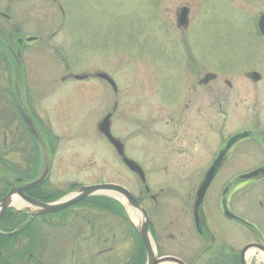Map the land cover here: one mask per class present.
<instances>
[{"label": "rangeland", "instance_id": "374dc122", "mask_svg": "<svg viewBox=\"0 0 264 264\" xmlns=\"http://www.w3.org/2000/svg\"><path fill=\"white\" fill-rule=\"evenodd\" d=\"M182 6L190 8L188 29L176 25L175 11ZM260 9L264 0H1L0 12L8 11L11 19L0 16V28H18L7 46L15 50L24 45L16 63L0 39V112L14 113L21 102L46 141L41 147L14 115L5 123L2 113L0 158L6 170L0 173L11 180L21 176L26 183L38 178L47 164L44 185L29 190L38 197L53 195V202L80 186L101 183L120 184L140 196L145 192L142 179L100 130L107 113L113 112V132L125 142L126 155L143 166L146 185L156 194L166 189L158 206L144 199L153 215L154 242L163 254L180 253L170 235L175 231L172 222L184 208L180 214L191 227L184 235L198 239L193 204L203 203L204 198L198 204V187L221 144L255 124V110H260L264 125V38L257 37L254 26L251 32L246 26L251 21L246 11ZM30 37L38 40L28 41ZM250 69L260 71V82L247 77ZM205 71L211 76L205 78ZM185 110H207V126L203 133L193 130L197 145L189 154L181 152L184 128L177 126L176 147L164 145L159 137L175 133L165 127L169 113L180 117ZM250 148L255 149V142H238L233 150L242 156L226 161L210 188L212 232L235 250L250 244L252 233L224 217L218 197L224 183L255 166ZM3 180L7 184L0 179V194L5 195L10 184ZM245 191L255 197V186L241 193ZM118 202L124 210L120 215L108 208L71 209L63 215L30 216L32 223L19 226V231L26 218L16 205L8 208L0 219V264L132 263L141 250L134 229L138 221L122 198ZM247 204L249 200L242 201L243 213ZM247 213L251 224L256 220L264 225V215L255 216V201ZM5 218L21 221L4 227ZM187 238L178 241L185 244ZM246 260L264 264L255 249L247 252Z\"/></svg>", "mask_w": 264, "mask_h": 264}, {"label": "flooded vegetation", "instance_id": "af4514ba", "mask_svg": "<svg viewBox=\"0 0 264 264\" xmlns=\"http://www.w3.org/2000/svg\"><path fill=\"white\" fill-rule=\"evenodd\" d=\"M11 1H14V0H11ZM248 2H253V0H248ZM240 5L242 6V3H240ZM184 8L188 9V13H187L188 16L186 17L185 21H182L181 20V14H182ZM62 12L65 13L64 11H62ZM246 12H248V14L250 15L249 18L251 19V21H249V24H246V26L249 27L250 32H251V27L254 26L255 27L254 31L258 33V36L256 33H255V35L257 37L264 38V33L261 31V27H260V19L262 16H264V9H260V10H256V11L255 10H247ZM8 13H9L8 11L0 12V16L7 19V20H10L11 16ZM175 15H176L175 20H176L177 26H183V28H186V29H188L190 27V24H191V20L189 17L190 8L188 6H182V8H178L175 11ZM179 28H181V27H179ZM12 29L18 30L17 27H13V28H4V27L2 28L1 27L0 28V39H7L8 36L11 35L12 33L17 34L15 32V30L13 31ZM59 31L60 30H56L55 33L59 32ZM37 40H38V38L35 41H37ZM20 45H21L20 48H17L15 50H14V48L9 47L12 56L15 57L16 63L21 62L22 56H19V51L22 52V47L24 45V41ZM255 73L259 74V79H255L253 77V76H255L254 75ZM205 74H206L204 76L205 78L211 76L209 71H207V72L205 71ZM246 75L250 79L255 80L256 83L260 82L262 80V74L260 73V71H257V70L250 69ZM198 108H199V106H198ZM26 110H27V108H26ZM27 112L30 115L29 110H27ZM186 112H188V113H186ZM259 112H260V110H255V124H253L249 127L242 128L243 129L242 132H240V133L238 132V134L236 136H234V138H231V139L228 138V140L223 142L221 144V148L218 149L215 158L209 164L210 168L209 167L208 168L210 170L213 168L215 169L214 180L211 182L210 186L207 189L203 203L201 205H199L198 207L196 205V202L193 204V209H194V211H193V229H195V232L198 234V239L192 241V240H190V238H187L188 235L186 236V234L189 233V231L191 230L190 229L191 227L189 228L188 226H185V224H184L185 220L182 217L183 215L180 214L184 209V208H182L181 212H177V215L175 216L177 218V221L172 222V224L176 222V224H173V227H172V229L175 230L174 233H176V234H174V233L170 234L172 236L171 237L172 241L176 243V245L178 246V248L180 250V253L163 254L161 252V247L157 246V244H156L157 251H158V254L160 256H165V255L175 256V257L183 260L185 262V264H198L199 261H201L203 264H242V249L235 250L234 247L231 246L229 243L222 242L221 240H219V238H217V235L212 232V230H213L212 224H211L212 220L209 219L211 206L208 202H211L212 200H214V197L210 193V188L213 185V183H214L217 175L219 174L221 168L223 167V164L226 161H229V159H231V158L240 159V157L242 156L241 152L237 150L238 152L236 151V153H234L233 148L236 147L238 142L243 143L246 141L250 142L251 144L253 142H255V149L250 148V151H249V154L251 157L255 156V166L249 168L244 173H240V174L234 176V178L232 177L230 180H228L226 183H224L220 189V192H219L218 202H219L220 210H221L222 214L224 215V217H226L235 226L248 229L252 233V240L250 241L251 243H259V244L264 246V225H262L260 222H257L256 220H255V224H251L246 218V216H247L246 214H248L247 212H249V206H251L253 204V201H255V216H259L260 212H261V215H264V125L261 123ZM2 113H3V117H6L5 123L8 122L11 115L12 116L14 115L15 120L16 121L19 120L20 123L22 122L24 124L23 127L26 129V131L28 133H29V131L31 132L28 124L25 122V120H24V118L20 112V108H19L18 104L15 107L14 113H7L4 111V112H0V116L2 115ZM109 113L111 114V131H112L113 135L115 137H117L113 132V125H112V119L114 117V113L108 112L107 114H109ZM206 113H207V110H185L184 115L178 117L175 113L170 112L169 113L170 115L167 116L169 118H167L165 121V124H166L165 127L169 130V132L174 130L175 133L174 134L170 133L168 137L164 136V138L161 135V133H159L160 141H164V143H165L164 145L170 144V145H172V147H176L177 141H178V134L176 131H177V126H178L179 129L184 128L185 131H187L185 136L181 138L186 143L185 146H183V148L181 149V152H183L184 154H189L191 152V148H193V151H194V148L197 145V144H195V140H197V139L194 140V138L192 136L193 130H197V131L200 130L201 133L204 132L203 128L207 126V123L203 122ZM18 115H19V117H18ZM30 117L32 118L31 115H30ZM33 122H34L36 129L38 131L37 124L35 123V121H33ZM144 126H145V124L143 123V128H145ZM157 127L159 128V130L161 129V126H157ZM196 127L199 130L196 129ZM31 136L32 137L34 136L33 133ZM41 136L42 135H40V137ZM117 138L122 141V143L124 145L125 154H126L125 142L122 140V138H119V137H117ZM35 140L38 142V139L36 137H35ZM39 140L42 142L46 141V140L44 141L43 137H41ZM13 143H14V141L12 142V144ZM5 145H7V144H5ZM14 145L15 144H13L12 146H14ZM164 145H161V147H163ZM233 155H235V156H233ZM119 157L124 159V157L121 155H119ZM131 159H133V158H131ZM259 160H261L260 163H258ZM1 163H2V160L0 158V169L6 170V168L4 166H2ZM139 166L142 168V170L144 172V177H142L141 175H139L135 171H131V172L133 174H135L138 178L142 179L143 183L145 184L144 188H145L146 194H145V192L142 191L139 194L140 196H137L132 191L131 192L142 204L144 203L143 205H144V207H146V209L149 213V228H150V231H151L153 238L155 240L156 230H155L154 220H152L153 215H152L151 211L149 210V208L146 206L147 204L145 205V201H147V200H144V199L149 197L150 200H154L155 205L158 206L160 203V199L162 198V196L166 192V189L161 188L160 194L152 193L149 186L146 185V177H145V171L143 169V166L141 164H139ZM210 170H208V172ZM208 172H206L204 178L200 182L198 189L202 185V183H203ZM10 176L13 177L12 175H10ZM252 186H255V197L251 196L250 193L246 192L247 190L245 191V193H241L242 188L250 189ZM30 191L31 190L26 191L25 194L28 195L29 197L40 199L37 196L29 194L28 192H30ZM143 193H144V197L142 196ZM190 194H191V192L188 195L191 196ZM49 197H51V196L44 194V198H49ZM89 198H91L90 202L86 201ZM245 199L249 200V204H247L248 208H246L245 213H243L241 204H242V201ZM75 208H77V209L74 210ZM71 209L74 213H76L78 209L85 210V211L87 209L93 210V196L85 198V199L81 200L80 202L68 207L67 209L59 211L57 214L63 215L65 213L71 211ZM227 211L229 213H227ZM92 214H93V212H92ZM230 214L234 215V217L230 216ZM3 217H4V215H3ZM3 217H2V219H3ZM73 217H75V216H73ZM23 218H26V219L23 220L21 225L19 224L18 227L23 226V225L27 226L28 224L32 223V221H33L29 215L23 214ZM239 218L245 219L249 223H245V222L241 221V219H239ZM4 220H3V226L5 225L4 227H6V226H8L7 224L10 223L11 218H8L7 220L5 218ZM263 221H264V219H263ZM19 222H17V223H19ZM12 223H14L13 225L17 224L15 221H13ZM12 223H10L11 226H12ZM127 224H129L128 221H127ZM91 225H92V229H93V221L92 220H91ZM21 229H22V227H19L17 231H19ZM159 229H161V228H159ZM184 233H186V234L184 235ZM182 234H183V236H182ZM179 237L180 238H184V237L187 238L188 242L186 241L187 243H185V244L183 241L179 242L178 241ZM0 241H1V238H0ZM194 244L198 245V248H195ZM257 253L260 254V251L257 250ZM1 254H2V252L0 251V255ZM204 256H206V257H204ZM202 258H204V259H202Z\"/></svg>", "mask_w": 264, "mask_h": 264}, {"label": "water", "instance_id": "95a60500", "mask_svg": "<svg viewBox=\"0 0 264 264\" xmlns=\"http://www.w3.org/2000/svg\"><path fill=\"white\" fill-rule=\"evenodd\" d=\"M188 9L184 8L182 14H181V20L185 21L187 17ZM260 27L261 31L264 33V16L260 19ZM35 38L31 37L28 38V41H33ZM20 41H22L20 39ZM21 53L19 52V56ZM255 76H253L255 79H259V74L255 73ZM100 76L106 80H108L111 84L114 85L113 79H111L106 74H100ZM88 75H74L75 79H85ZM18 106L20 108V112L25 120V122L28 124L31 132L33 135L38 139V142L41 146L43 144L42 141L39 139L41 138L36 126L28 114L26 107L19 102ZM111 114H108L104 120L102 121L100 125V130L106 135V137L109 139V141L114 145L118 153L122 156H124V161L126 164L133 170L138 172L142 177H144V172L142 168L133 160L127 158L125 156V150L123 143L115 138L111 132V122H110ZM42 147V146H41ZM215 173V169H211L209 173L207 174L203 184L201 185L199 191H198V204L202 201L204 198L205 192L207 191L210 183L213 180ZM49 174V166L46 164L44 166V169L41 173V175L35 179L34 181L25 183L23 185H18L15 182L11 181L10 179L4 177L7 182L11 185L10 191L0 199V219L4 215L5 211L14 206V202L16 198L21 199L24 201V205L21 207H16L20 212H28L31 216L35 215H42V214H48V213H55L62 211L64 209H67L68 207L80 202L81 200L90 197V196H97V195H107L109 197H113L115 199H123L127 205L132 209V212L137 213L139 216L138 225L136 226V229L145 245L146 248V254H147V262L146 264H185L184 261L181 259L175 257V256H159L156 245L153 239V236L151 234L150 228H149V213L147 209L139 202L136 197L131 193V191L126 188L123 185L115 184V183H101V184H94V185H87V186H80L72 195L66 196L58 201L55 202H42L36 198L29 197L25 194V192L29 189H33L36 187H39L42 185L48 178ZM227 213H229L227 211ZM233 216L234 215H231ZM244 221V220H243ZM259 248L261 251L264 252V247L260 244L253 243L247 245L243 251H242V264H247L246 261V253L252 249V248Z\"/></svg>", "mask_w": 264, "mask_h": 264}, {"label": "trees", "instance_id": "16d2710c", "mask_svg": "<svg viewBox=\"0 0 264 264\" xmlns=\"http://www.w3.org/2000/svg\"><path fill=\"white\" fill-rule=\"evenodd\" d=\"M8 37H10V36H8ZM11 38V37H10ZM12 39V38H11ZM1 44H2V46L5 48H7V49H9V46H7V45H12V43H11V41L10 40H8V39H4V40H1ZM9 51V50H8ZM10 53V52H9ZM10 56L9 57H12V55H11V53L9 54ZM11 61H13V57H12V59H10ZM0 179L5 183V186H6V182L0 177ZM23 179H25V178H23ZM25 180H27V179H25ZM28 180H32V179H28ZM29 194H31V195H34V196H37V195H35L34 193H33V190L32 191H30V192H28ZM46 195H48L47 193H45ZM3 194H0V197L2 196ZM42 196V197H41ZM39 198L40 199H42V200H49V199H53V195L51 196V197H49V198H44V195L42 194ZM59 197L61 196V194H59L58 195ZM38 197V196H37ZM90 199L91 198H89V199H87L86 201H89L90 202ZM93 207H97V208H100V209H103V210H105L106 208H108V209H112V213H116V214H123L124 213V210H123V206L118 202V201H116V200H114V199H112V198H109V197H105V196H98V197H93ZM119 214V215H120ZM10 216V215H9ZM8 216V217H9ZM126 219H128V218H126ZM129 220V219H128ZM127 220V221H128ZM13 221H16V219L15 218H11V221H10V223H12ZM129 223H130V221H128ZM3 224V223H2ZM14 223H12V225H13ZM130 225H131V227H133V225L130 223ZM0 226H1V223H0ZM0 228H2V227H0ZM133 229V228H132ZM134 229H136V228H134ZM133 229V230H134ZM134 232H135V230H134ZM137 234H138V232H137ZM16 236V235H15ZM137 236H139V235H137ZM140 242H141V247H140V249L141 250H139V254H138V258L136 259V260H133L132 261V263H130V264H145L146 263V250H145V246H144V244H143V242H142V240H141V238H140Z\"/></svg>", "mask_w": 264, "mask_h": 264}, {"label": "bare ground", "instance_id": "6f19581e", "mask_svg": "<svg viewBox=\"0 0 264 264\" xmlns=\"http://www.w3.org/2000/svg\"><path fill=\"white\" fill-rule=\"evenodd\" d=\"M14 204L16 205V207H17V206H18V207H21V206L24 205V202H23L21 199L16 198ZM130 215H131V217L133 218V220H134L135 222H137V220H139V217H138L139 215H138L137 213L131 211ZM263 258H264V257H263Z\"/></svg>", "mask_w": 264, "mask_h": 264}]
</instances>
